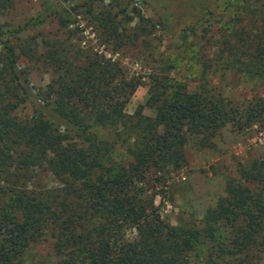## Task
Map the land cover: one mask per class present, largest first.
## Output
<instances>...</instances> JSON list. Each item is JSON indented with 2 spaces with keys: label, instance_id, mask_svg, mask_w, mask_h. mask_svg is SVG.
Wrapping results in <instances>:
<instances>
[{
  "label": "trees",
  "instance_id": "trees-1",
  "mask_svg": "<svg viewBox=\"0 0 264 264\" xmlns=\"http://www.w3.org/2000/svg\"><path fill=\"white\" fill-rule=\"evenodd\" d=\"M226 2L232 14L223 24L234 27L219 41V60L228 56L227 63L264 76V0ZM9 5L0 0V10ZM104 14L92 24L103 50L134 44L146 28L132 30ZM138 17L140 24L148 21ZM23 29L0 24V264H24L28 246L49 226L58 264H259L264 158L237 163L225 195L200 223L170 224L154 199L167 174L185 165L189 140L212 147L227 125L264 126V97L235 102L190 89L189 81L168 75L165 62V68L151 67L144 82L141 75L128 76L117 59L73 42L70 30L40 46L28 39L13 43ZM20 57L52 68L41 96L32 92ZM142 84L147 99L129 114L125 106ZM27 99L35 101V110L19 118L14 111ZM99 127L115 133L112 141L99 136ZM121 135L125 153L111 162L113 139ZM36 168L51 173L59 187L37 191L29 181Z\"/></svg>",
  "mask_w": 264,
  "mask_h": 264
},
{
  "label": "rangeland",
  "instance_id": "rangeland-1",
  "mask_svg": "<svg viewBox=\"0 0 264 264\" xmlns=\"http://www.w3.org/2000/svg\"><path fill=\"white\" fill-rule=\"evenodd\" d=\"M226 1L229 0H10V5L0 10V24L12 32L24 28L11 37L13 43L28 39L37 46L43 45L42 40L48 37L60 38L65 30H70L74 33L73 42L78 39L82 46H92L106 58L117 59L128 70V76L141 75L144 82L151 67L159 69L165 62L164 66L169 65L168 75L189 81L190 89L219 93L235 102L264 97V76L227 63L228 56L219 60V41L229 33L227 27H234L223 24L232 14ZM107 12L114 24H128L132 30L146 28L134 44L114 53L107 48L103 50L92 24H99V18ZM138 15L148 21L140 24ZM37 50L40 52L42 48ZM18 62L28 72L32 92L41 96L53 78L52 68L36 59L20 57ZM206 64L210 67H204ZM147 89V84L137 87L125 106L127 113L145 103ZM35 105L34 100L27 99L14 113L19 118L31 116ZM144 114L152 113L144 109ZM97 133L108 141L115 137L108 127L97 128ZM121 137L113 139L115 149L108 157L111 162L117 163V157L125 153ZM213 142L212 147L200 148L189 140L185 146V165L167 174L166 186L154 202L170 224L200 223L205 210L225 195V181L234 175L237 163L264 158V126L236 130L227 125ZM29 181L37 191L59 187L51 173L39 168L33 170ZM134 233L128 231L129 236ZM55 234L49 226L42 238L31 243L24 253V264H58L53 248ZM259 264H264V257Z\"/></svg>",
  "mask_w": 264,
  "mask_h": 264
}]
</instances>
